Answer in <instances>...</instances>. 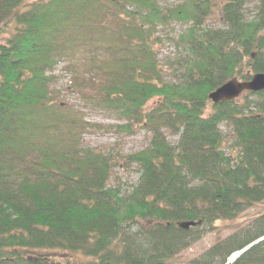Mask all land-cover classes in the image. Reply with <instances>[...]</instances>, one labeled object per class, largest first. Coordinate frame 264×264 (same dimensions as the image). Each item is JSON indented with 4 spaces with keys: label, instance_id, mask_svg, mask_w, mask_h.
Listing matches in <instances>:
<instances>
[{
    "label": "trees",
    "instance_id": "16d2710c",
    "mask_svg": "<svg viewBox=\"0 0 264 264\" xmlns=\"http://www.w3.org/2000/svg\"><path fill=\"white\" fill-rule=\"evenodd\" d=\"M160 1L0 0V264H62L47 251L83 264H170L206 227L264 202V91L208 99L264 74V0L252 16V0H221L217 29L205 27L212 0ZM173 24L188 28L159 37ZM165 42L178 55L165 62L169 78ZM61 65L84 107L115 115L119 132L147 130L149 145L124 157L80 146L81 112L52 88ZM124 161L140 174L127 196L110 185ZM262 238L264 214L191 264L241 252L232 264H264V240L244 251Z\"/></svg>",
    "mask_w": 264,
    "mask_h": 264
},
{
    "label": "rangeland",
    "instance_id": "374dc122",
    "mask_svg": "<svg viewBox=\"0 0 264 264\" xmlns=\"http://www.w3.org/2000/svg\"><path fill=\"white\" fill-rule=\"evenodd\" d=\"M181 1L183 2V0H161L160 5L164 8H172L175 5H178ZM212 2L214 3L213 13L206 19L205 27L217 29L221 27L222 23L220 18L221 0H212ZM254 9L255 2L252 0L246 6L247 16H252ZM187 28V25L173 24L169 27H161L158 30V35L164 39L167 37H177L184 33ZM177 56L174 47L168 42L163 43L158 49V61L164 66V75L168 78L171 68L165 67L168 66L165 62L169 59L174 61ZM54 75L56 81L52 88H55L60 92L59 98H61L64 103L75 107L81 112L80 116L83 122L87 125L80 134V146L96 150L103 155L112 153L124 157L140 152L149 145L151 135L147 130L135 128L131 134L119 132L115 128L116 126L122 125V122L117 120L115 115L106 113L98 108L90 106L84 107L83 102L80 100V95L72 88L71 76H69L68 71L65 70L63 65L55 70ZM244 96L245 94L242 95L239 102L242 101ZM220 132L224 138V145L229 146L231 144V137L229 135V129L225 124L220 126ZM165 135L167 141L171 145L176 146L177 138L169 136L167 133H165ZM225 151L227 153L230 152L227 148ZM139 175L137 166L128 164L126 161L121 162L114 170V176L110 185L119 186L122 194L127 196L132 192L133 187L137 185ZM263 214L264 202L247 209L233 220L215 222L212 227L210 226L204 229L205 231L202 237L197 242L177 254L170 264H191V262L201 259L202 255H204V253H206L211 247L226 240L234 233L248 228L251 223ZM41 254L45 255L47 258L59 261L62 264H83L84 262H88L87 258L81 255L69 254L67 252L47 251Z\"/></svg>",
    "mask_w": 264,
    "mask_h": 264
},
{
    "label": "water",
    "instance_id": "95a60500",
    "mask_svg": "<svg viewBox=\"0 0 264 264\" xmlns=\"http://www.w3.org/2000/svg\"><path fill=\"white\" fill-rule=\"evenodd\" d=\"M264 91V74H255L250 80L239 82L236 79H232L221 85L215 91L208 95V99L212 104H219L224 102H230L239 98L245 92L258 93ZM195 223H181L179 227L182 229H188L194 227ZM264 240V238L248 246L244 251L249 249L252 245ZM243 251V252H244ZM242 253V252H241ZM239 253V254H241ZM238 255V254H236Z\"/></svg>",
    "mask_w": 264,
    "mask_h": 264
}]
</instances>
